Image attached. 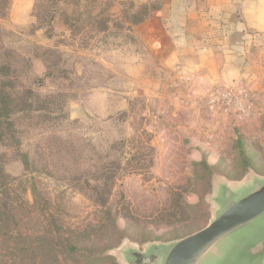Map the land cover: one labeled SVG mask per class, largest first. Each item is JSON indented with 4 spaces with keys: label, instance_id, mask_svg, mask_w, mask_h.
Masks as SVG:
<instances>
[{
    "label": "rangeland",
    "instance_id": "374dc122",
    "mask_svg": "<svg viewBox=\"0 0 264 264\" xmlns=\"http://www.w3.org/2000/svg\"><path fill=\"white\" fill-rule=\"evenodd\" d=\"M159 3L0 0V264H120L205 227L214 178L264 176V74L256 135L204 164L202 95L197 117L133 25Z\"/></svg>",
    "mask_w": 264,
    "mask_h": 264
},
{
    "label": "crops",
    "instance_id": "0c3cea01",
    "mask_svg": "<svg viewBox=\"0 0 264 264\" xmlns=\"http://www.w3.org/2000/svg\"><path fill=\"white\" fill-rule=\"evenodd\" d=\"M130 1L139 6L152 0ZM158 1L159 8L136 26V33L164 70H176L181 81L176 88L189 94L185 103L197 117V97L202 95L204 140L199 154H204L205 164L216 165L234 138L243 134L250 139L257 133L256 113L237 123L234 116L207 105L205 94L228 87L248 91L263 82L258 76L264 74V0Z\"/></svg>",
    "mask_w": 264,
    "mask_h": 264
},
{
    "label": "water",
    "instance_id": "95a60500",
    "mask_svg": "<svg viewBox=\"0 0 264 264\" xmlns=\"http://www.w3.org/2000/svg\"><path fill=\"white\" fill-rule=\"evenodd\" d=\"M206 201L210 218L199 231L142 250L126 241L112 255L120 264H264V224L245 234L264 220V176L250 171L238 182L216 177Z\"/></svg>",
    "mask_w": 264,
    "mask_h": 264
},
{
    "label": "built area",
    "instance_id": "2783aa9c",
    "mask_svg": "<svg viewBox=\"0 0 264 264\" xmlns=\"http://www.w3.org/2000/svg\"><path fill=\"white\" fill-rule=\"evenodd\" d=\"M205 95L207 105L224 115L234 116L237 123H243L250 115L252 103L248 91L228 87L222 91L213 89Z\"/></svg>",
    "mask_w": 264,
    "mask_h": 264
},
{
    "label": "trees",
    "instance_id": "16d2710c",
    "mask_svg": "<svg viewBox=\"0 0 264 264\" xmlns=\"http://www.w3.org/2000/svg\"><path fill=\"white\" fill-rule=\"evenodd\" d=\"M145 18H142V19H139L138 21H136L135 23H133V25H138V24H141L142 22H144ZM205 164V163H204ZM71 251H69L70 254L74 253L75 251V247L74 246H71Z\"/></svg>",
    "mask_w": 264,
    "mask_h": 264
}]
</instances>
